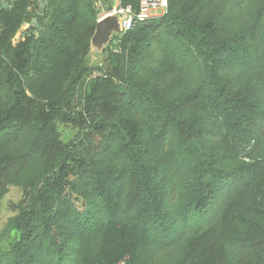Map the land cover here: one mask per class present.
<instances>
[{
    "label": "trees",
    "instance_id": "16d2710c",
    "mask_svg": "<svg viewBox=\"0 0 264 264\" xmlns=\"http://www.w3.org/2000/svg\"><path fill=\"white\" fill-rule=\"evenodd\" d=\"M114 3L0 0V264H264V0H169L94 67Z\"/></svg>",
    "mask_w": 264,
    "mask_h": 264
},
{
    "label": "built area",
    "instance_id": "2783aa9c",
    "mask_svg": "<svg viewBox=\"0 0 264 264\" xmlns=\"http://www.w3.org/2000/svg\"><path fill=\"white\" fill-rule=\"evenodd\" d=\"M168 6L169 0H139L138 11H135L132 5L123 7L120 3H114L111 9L101 13L100 18L106 15H117L122 24V33H124L147 22L161 11L165 13Z\"/></svg>",
    "mask_w": 264,
    "mask_h": 264
},
{
    "label": "water",
    "instance_id": "95a60500",
    "mask_svg": "<svg viewBox=\"0 0 264 264\" xmlns=\"http://www.w3.org/2000/svg\"><path fill=\"white\" fill-rule=\"evenodd\" d=\"M121 6L132 5L138 11L139 0H120ZM122 33V24L117 15H106L96 24L94 35L91 39V52H102L112 42L115 35ZM90 52V53H91Z\"/></svg>",
    "mask_w": 264,
    "mask_h": 264
},
{
    "label": "rangeland",
    "instance_id": "374dc122",
    "mask_svg": "<svg viewBox=\"0 0 264 264\" xmlns=\"http://www.w3.org/2000/svg\"><path fill=\"white\" fill-rule=\"evenodd\" d=\"M164 14V12H159L157 14V16H160ZM22 31V30H21ZM21 31L17 33V35L14 37V41L15 40H18L20 39V34H21ZM104 58V53L102 52H95V51H92L90 53V59H89V63L92 65V66H99L100 63L102 62V59ZM99 72H96V74H98ZM186 195V194H185ZM187 198V197H186ZM73 200V203L75 204V206L77 207V209L81 212H83L85 210V205H84V202L83 201H80L78 200V198L76 197H73L72 198Z\"/></svg>",
    "mask_w": 264,
    "mask_h": 264
},
{
    "label": "crops",
    "instance_id": "0c3cea01",
    "mask_svg": "<svg viewBox=\"0 0 264 264\" xmlns=\"http://www.w3.org/2000/svg\"><path fill=\"white\" fill-rule=\"evenodd\" d=\"M116 3H120V0H116Z\"/></svg>",
    "mask_w": 264,
    "mask_h": 264
}]
</instances>
